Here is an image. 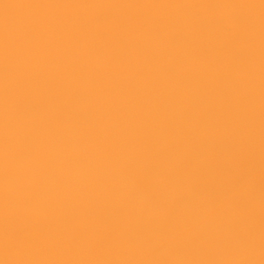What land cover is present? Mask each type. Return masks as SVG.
Segmentation results:
<instances>
[{
	"label": "bare ground",
	"instance_id": "obj_1",
	"mask_svg": "<svg viewBox=\"0 0 264 264\" xmlns=\"http://www.w3.org/2000/svg\"><path fill=\"white\" fill-rule=\"evenodd\" d=\"M0 264H264V0H0Z\"/></svg>",
	"mask_w": 264,
	"mask_h": 264
}]
</instances>
